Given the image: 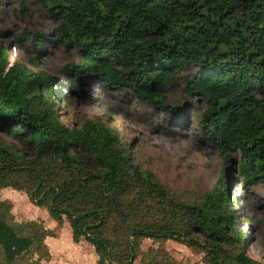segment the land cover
I'll list each match as a JSON object with an SVG mask.
<instances>
[{
    "label": "trees",
    "instance_id": "trees-1",
    "mask_svg": "<svg viewBox=\"0 0 264 264\" xmlns=\"http://www.w3.org/2000/svg\"><path fill=\"white\" fill-rule=\"evenodd\" d=\"M36 1L57 23L55 42L79 53L61 69L71 90L88 80L170 109L177 73L194 67L184 89L207 104L198 125L223 172L200 202L175 198L100 119L66 125L58 79L9 58L0 43V133L12 138L0 136V189L66 220L96 264H180L161 244L168 239L203 252L205 264H264L246 251L229 189L234 165L244 184L264 185V0ZM11 210L0 199V264H44L53 231ZM144 239L160 244L143 250Z\"/></svg>",
    "mask_w": 264,
    "mask_h": 264
},
{
    "label": "rangeland",
    "instance_id": "rangeland-1",
    "mask_svg": "<svg viewBox=\"0 0 264 264\" xmlns=\"http://www.w3.org/2000/svg\"><path fill=\"white\" fill-rule=\"evenodd\" d=\"M24 2L27 13L21 14L20 0H0V31L4 32L0 34V43L7 45L9 58L58 79L61 120L66 125H79L84 117L100 119L118 132L135 160L150 170L175 198L200 202L222 174L223 160L217 148L202 138L198 125L207 104L184 89L186 77H191L195 68L189 66L177 73L165 99L171 110L154 108L126 88H110L88 80L71 90L61 69L79 60L78 51L55 42L57 23L36 0ZM27 31L42 34L44 39L33 40L25 35ZM0 136L12 140L8 134ZM231 177L229 189L236 197L233 207L238 226L246 233V251L264 263V185L244 184L235 165ZM0 199L12 203L11 213L16 221L41 220L53 231L54 235L45 238L50 258L42 260L44 264H96L93 246L84 239L74 243L66 220L59 225L45 208L35 206L24 192L10 187L0 189ZM159 244L144 239L141 248L147 250ZM161 244L180 264H205L203 252L171 239Z\"/></svg>",
    "mask_w": 264,
    "mask_h": 264
}]
</instances>
